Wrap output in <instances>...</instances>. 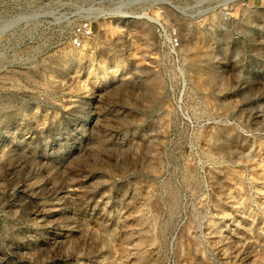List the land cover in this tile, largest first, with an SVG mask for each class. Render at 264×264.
Instances as JSON below:
<instances>
[{
  "label": "rangeland",
  "instance_id": "rangeland-1",
  "mask_svg": "<svg viewBox=\"0 0 264 264\" xmlns=\"http://www.w3.org/2000/svg\"><path fill=\"white\" fill-rule=\"evenodd\" d=\"M44 1L0 34V264H264V0Z\"/></svg>",
  "mask_w": 264,
  "mask_h": 264
},
{
  "label": "built area",
  "instance_id": "built-area-1",
  "mask_svg": "<svg viewBox=\"0 0 264 264\" xmlns=\"http://www.w3.org/2000/svg\"><path fill=\"white\" fill-rule=\"evenodd\" d=\"M49 5L44 0H12L10 6L3 9L7 15L0 16V34L7 31L24 33L25 40H31L38 32L36 22L49 13ZM59 23V22H56ZM31 30V31H30ZM93 24L90 19H83L74 23L70 42L75 47H81L93 35ZM160 35L170 41L173 48L179 45V32L176 27H167L159 24L157 28Z\"/></svg>",
  "mask_w": 264,
  "mask_h": 264
}]
</instances>
